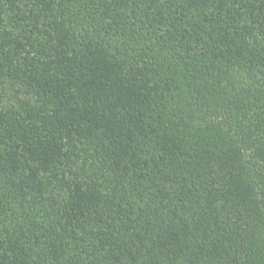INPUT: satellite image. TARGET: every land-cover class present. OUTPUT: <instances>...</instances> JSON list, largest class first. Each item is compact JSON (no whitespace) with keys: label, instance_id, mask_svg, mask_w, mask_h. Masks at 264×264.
<instances>
[{"label":"trees","instance_id":"1","mask_svg":"<svg viewBox=\"0 0 264 264\" xmlns=\"http://www.w3.org/2000/svg\"><path fill=\"white\" fill-rule=\"evenodd\" d=\"M0 264H264V0H0Z\"/></svg>","mask_w":264,"mask_h":264}]
</instances>
